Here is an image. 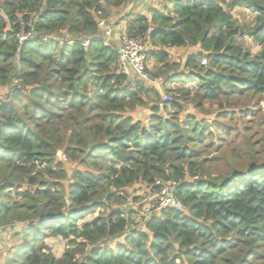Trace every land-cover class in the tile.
Masks as SVG:
<instances>
[{"label":"trees","instance_id":"trees-1","mask_svg":"<svg viewBox=\"0 0 264 264\" xmlns=\"http://www.w3.org/2000/svg\"><path fill=\"white\" fill-rule=\"evenodd\" d=\"M135 2L0 0V87L8 88L0 100V228L25 224L27 241L12 263L264 264V119L260 138L251 121L240 131L226 122L251 116L264 99V0L227 4L255 14L247 33L258 56L235 43L241 29L222 0H164L148 16H121L120 34L154 47L148 81L119 72L117 48L98 37L113 9ZM30 32L37 37L20 43ZM172 49L198 51L182 65L170 60ZM159 80L166 92L169 83H196V94L180 87L174 102L149 107L146 124L135 121L130 114L147 106L143 96L160 95ZM232 100L240 111L208 123L181 117L184 105L222 110ZM59 153L77 164L68 194ZM158 181L178 185L186 211L139 224L129 190L146 185L155 194ZM120 235L124 244L102 247ZM52 237L72 248L56 257Z\"/></svg>","mask_w":264,"mask_h":264},{"label":"rangeland","instance_id":"rangeland-1","mask_svg":"<svg viewBox=\"0 0 264 264\" xmlns=\"http://www.w3.org/2000/svg\"><path fill=\"white\" fill-rule=\"evenodd\" d=\"M135 1L136 2L134 3V5L128 4L127 6H124L121 8H115L112 10L113 17L111 16L112 20L110 19L108 23L113 24L116 22L114 24L113 29H115L116 25L118 26V24L121 23L120 22L122 18L121 16H124V15L126 16V14L128 13H131L132 17H134L136 14H143V15L148 16L150 9L161 10L165 4L164 0H135ZM222 1H224L222 5H224L227 11H229L233 15L234 19L236 20L238 26L241 29V34L235 37V43L239 47H241L243 50H250L252 56H258L260 54L261 48L255 43V40L252 37H250L249 34L247 33L255 23V14L252 13L251 10L242 8V7H236V8H231V9L227 8V4H230L231 0H222ZM124 23L125 22H123L122 25H124ZM100 29L101 27L99 26V30ZM120 31L125 32V26H123V28H121ZM148 50H154V47L148 46ZM197 51L198 49H188V50L172 49L169 52L170 57H171L170 60L171 61L177 60L181 62L183 65L186 60V57L192 54L193 52H197ZM209 62L210 61L208 59V64ZM148 64H149L148 69H151L154 66V62L152 60L149 61ZM183 86H186V88H190L192 95L196 94V86H197L196 83H186V84H182L179 82H175L172 84L169 83L166 85V87L170 88L171 91L166 92L164 90V83L161 82V80H159L158 82H154V88H156L160 93L158 98L151 94L149 96H146L147 98L143 96V99L147 102V106L142 107V108H137L130 115L135 119V121L137 122L142 121L143 123L146 124L148 118L151 116V110L149 109V107L155 106L156 104L158 106H161V102L164 100V97L174 96L173 98L175 100V98L178 97L179 95V93H177L178 89ZM7 94H8V88L0 87V100L5 98ZM230 102L232 104L231 105L232 108L227 107L230 105L224 104L225 108L222 110L219 109L217 104L205 103L203 107L205 108V111L197 109L191 103L187 105L183 104L184 111L182 112L181 117L186 118L187 115L192 114V115H196L197 116L196 118L199 121L208 123L212 119H216L217 118L216 116L219 113L225 112V110H228L226 112L240 111L238 110L239 108L238 106L233 105V102H234L233 100ZM251 108L253 111L251 116L245 117L244 119L237 117V118H234L233 120H230V118L227 117L226 122H229L232 126H234L235 128H238L237 129L238 131H240L239 129L243 127V124L245 122L251 121L250 131H252L253 133L256 132L255 136L257 138H260L261 135H259L257 132H259L260 130L259 123L262 121V119H264V99L260 103H257V104L254 103ZM168 109H171V106H168ZM205 112L206 114H204ZM59 156H60V160L64 162L66 170L69 174L68 180H65L62 182L63 186L65 187L66 194H68L67 187L69 183L71 182V175L77 168V164L67 161L62 155V153H59ZM209 163H214V162H209ZM193 180H196V179L188 178V181L192 182ZM129 194L131 196L129 200L130 205L132 204L131 208L133 209V211L139 213L136 215V222L139 224L143 223L144 220L146 221L145 217L147 215V212H146V208L148 207L147 203L148 201L151 200L154 193H152V190L148 189L146 185H136L134 188L129 190ZM128 205H124L123 207H117L114 205L112 206V209L118 208L119 210H122L125 208H129ZM100 213L101 212L97 211L94 215L91 214L87 216L86 219H81L79 223L82 224L85 221H89L92 218L98 217ZM24 226L26 225L21 224L19 226H15L12 228L11 227L2 228V229L0 228V230H3L2 235L4 234L6 238L5 241L4 240L3 242L0 241V264H13L12 263L13 260L15 262L20 261L21 256H22V252H21L22 250L20 248L24 246L25 244H27L25 236L23 235V232H25L26 230V227ZM140 229L143 230L142 227ZM127 233H129V231H127ZM125 237L126 235H122V236L120 235L116 238L106 239L101 243L102 247L110 246L116 249V246L118 244H124ZM1 239L2 238H0V240ZM47 245L58 258L63 256L67 249L72 248V246L69 244L68 241L62 238H59V237L49 238L47 241Z\"/></svg>","mask_w":264,"mask_h":264},{"label":"built area","instance_id":"built-area-1","mask_svg":"<svg viewBox=\"0 0 264 264\" xmlns=\"http://www.w3.org/2000/svg\"><path fill=\"white\" fill-rule=\"evenodd\" d=\"M101 27V32L104 37L111 41L116 39L118 36L114 33L113 27L105 22L101 21L99 23ZM37 36L33 33H29L27 35L21 34L19 36L20 43L33 40ZM44 42L49 40L46 36H40ZM118 47L117 50L119 52V62H118V70L124 75L129 76L130 81H135L136 79L141 80H149L148 74L146 73V62H147V45L146 39H136L128 37L127 35L118 36ZM85 45H88L87 43ZM202 65H208V59L205 57L202 59ZM174 102V98L164 97V100L161 102V106L164 103ZM178 185L173 182H160L158 181L155 184V187L158 189V192L153 194L150 201H148V207L146 208V219L159 214L162 211L173 210L176 212H184L186 211V207L184 204L176 197L175 191ZM154 187V188H155Z\"/></svg>","mask_w":264,"mask_h":264},{"label":"crops","instance_id":"crops-1","mask_svg":"<svg viewBox=\"0 0 264 264\" xmlns=\"http://www.w3.org/2000/svg\"><path fill=\"white\" fill-rule=\"evenodd\" d=\"M116 23V22H115ZM115 23H113V24H111V25H114ZM120 25H116V27H115V29H117V35L119 36V31L121 30V28H123V26H125V23H124V25H122L123 23H119ZM121 32V31H120ZM118 36H116V39L114 40L115 42H117L118 43V41H117V39H118ZM2 233H3V230L2 231H0V238H2L0 241H2L3 242V240L5 241V235L3 234L2 235Z\"/></svg>","mask_w":264,"mask_h":264},{"label":"water","instance_id":"water-1","mask_svg":"<svg viewBox=\"0 0 264 264\" xmlns=\"http://www.w3.org/2000/svg\"><path fill=\"white\" fill-rule=\"evenodd\" d=\"M99 38H101L102 40H104L105 42H107L108 44H111L110 41H108L105 37H100V35L98 36ZM113 46V48H116L115 45L111 44Z\"/></svg>","mask_w":264,"mask_h":264},{"label":"clouds","instance_id":"clouds-1","mask_svg":"<svg viewBox=\"0 0 264 264\" xmlns=\"http://www.w3.org/2000/svg\"><path fill=\"white\" fill-rule=\"evenodd\" d=\"M112 26V25H111ZM113 27V26H112ZM115 33H117V32H115ZM120 34V33H119ZM121 35V34H120ZM109 41V40H108ZM114 41H111V44H114L113 43ZM111 44H108L107 42H106V45H111ZM117 48V47H116ZM0 231H2V230H0Z\"/></svg>","mask_w":264,"mask_h":264}]
</instances>
